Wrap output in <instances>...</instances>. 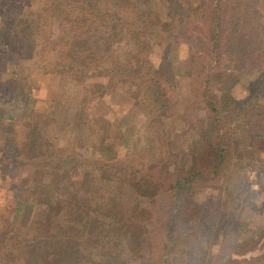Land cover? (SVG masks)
<instances>
[{
    "label": "trees",
    "instance_id": "1",
    "mask_svg": "<svg viewBox=\"0 0 264 264\" xmlns=\"http://www.w3.org/2000/svg\"><path fill=\"white\" fill-rule=\"evenodd\" d=\"M37 3L35 13L15 4L0 16V68L8 59L33 57L49 63L50 73L81 81L101 63L103 46L125 45L140 64H110L107 77L134 89L159 147L150 155L125 148L107 158L57 147L35 120L27 75L11 71L9 94L0 96V130L9 135L13 163L28 172L13 197L10 225L0 223V264H40L44 257L53 264H177L193 246L209 248L206 234L213 227L223 243L230 239L231 252L248 255L264 247L263 226L233 219L247 196L264 193L260 1L165 0L156 24L140 0ZM178 45L186 46L190 59L188 109L196 103L199 114L191 131L197 138L180 134L177 148L169 130L177 112L169 66ZM156 46L157 64L150 57ZM244 68L253 74L245 100L211 88L215 71L240 78ZM62 211L71 220L50 222L49 214ZM38 220L41 226L33 227ZM247 259L241 263L264 264V250Z\"/></svg>",
    "mask_w": 264,
    "mask_h": 264
},
{
    "label": "rangeland",
    "instance_id": "2",
    "mask_svg": "<svg viewBox=\"0 0 264 264\" xmlns=\"http://www.w3.org/2000/svg\"><path fill=\"white\" fill-rule=\"evenodd\" d=\"M140 1L148 6L153 21L155 24L158 23V14L166 8L165 0ZM259 1L258 6L264 16V0ZM8 2L10 4L7 7L5 5ZM15 4L23 5L24 9L30 12H37V0H0V16H6V11ZM53 35L59 36L60 29L54 27ZM111 46H103L101 63L94 66L88 72V76L81 81L50 73L49 63L43 59L24 57L9 60V56H6L8 61L3 63L2 69L0 68V96L9 94L10 87L6 79L9 78L11 71L21 76L27 75L25 86L34 100L30 105L33 115L37 116L35 120L39 119L42 132L57 147L83 150V154L87 156L103 155L104 158L121 155L125 148L138 150L145 155L153 154L159 147L156 133L148 126L143 108L134 101V89L125 82L109 81L106 72L107 67L114 63L137 67L141 59L128 55L125 45ZM160 53L159 46H156L150 55L153 63H158ZM171 56L172 66H169V69L172 68L171 71L175 75L177 112L169 130L173 131L175 139L178 138L176 139L178 148L181 145L180 134H183L182 138L189 140L191 137L197 138V133L192 135L191 131L194 129L193 126L196 127L199 111L196 103L191 105L190 109L187 105L191 97V66L186 46L178 45ZM241 73L242 76L237 78L231 70L215 71L211 75V88L214 91L225 89L233 98L243 101L248 96L247 86L253 74L248 68H244L239 72ZM8 136L6 132L0 130V223L5 219L10 225L13 197L22 186L23 178L27 177L28 171L27 167L22 168L13 163L11 146L6 140ZM261 155L264 157V147ZM99 175L100 173L96 171L94 179H99ZM89 189L90 183H87V190ZM242 205V213L233 216V219L238 221L240 218L241 222L246 221L249 225L264 227V193L247 196ZM216 216L213 215L214 218ZM48 217L50 222L53 219L62 222L71 220V214L65 211L57 216L49 214ZM38 221L33 227L41 226L42 222ZM214 230V227L210 228L206 234L212 238L213 244L211 243L209 248L206 245L208 243L203 240L206 244L193 246L194 250L187 248L190 254L184 252L177 264H246L241 262L249 261L247 259L249 255L256 257L264 250V247L259 246L258 250L251 251L252 253L248 255L231 252L226 248L230 247V239L227 238L223 243L224 235L219 233L215 236ZM235 230L238 231L234 226L233 231ZM83 253H86L85 249ZM40 264L53 263L51 259L44 257ZM134 264H141V261L137 259Z\"/></svg>",
    "mask_w": 264,
    "mask_h": 264
}]
</instances>
